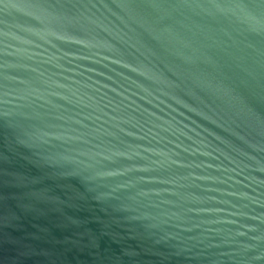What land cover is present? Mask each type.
Segmentation results:
<instances>
[{
  "label": "water",
  "instance_id": "1",
  "mask_svg": "<svg viewBox=\"0 0 264 264\" xmlns=\"http://www.w3.org/2000/svg\"><path fill=\"white\" fill-rule=\"evenodd\" d=\"M0 264H264V0H0Z\"/></svg>",
  "mask_w": 264,
  "mask_h": 264
}]
</instances>
